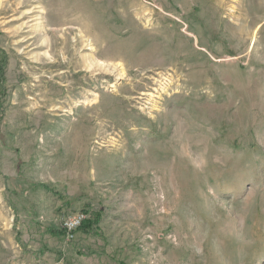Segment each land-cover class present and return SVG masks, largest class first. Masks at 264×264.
<instances>
[{
  "label": "rangeland",
  "instance_id": "374dc122",
  "mask_svg": "<svg viewBox=\"0 0 264 264\" xmlns=\"http://www.w3.org/2000/svg\"><path fill=\"white\" fill-rule=\"evenodd\" d=\"M0 264H264V0H0Z\"/></svg>",
  "mask_w": 264,
  "mask_h": 264
},
{
  "label": "built area",
  "instance_id": "2783aa9c",
  "mask_svg": "<svg viewBox=\"0 0 264 264\" xmlns=\"http://www.w3.org/2000/svg\"><path fill=\"white\" fill-rule=\"evenodd\" d=\"M87 214L78 212L69 216L64 222V229L68 234H73L87 220Z\"/></svg>",
  "mask_w": 264,
  "mask_h": 264
},
{
  "label": "trees",
  "instance_id": "16d2710c",
  "mask_svg": "<svg viewBox=\"0 0 264 264\" xmlns=\"http://www.w3.org/2000/svg\"><path fill=\"white\" fill-rule=\"evenodd\" d=\"M46 189H50L48 186H45ZM100 220V215H96L94 216V218L90 219V220H86L79 228L78 231L84 232V233H90L93 230H95L97 228V225L99 223ZM64 233H66V230L63 228L62 229ZM51 233H60L59 232H55L54 230H50Z\"/></svg>",
  "mask_w": 264,
  "mask_h": 264
}]
</instances>
